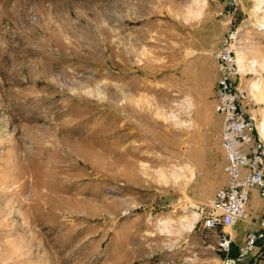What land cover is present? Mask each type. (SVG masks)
Returning a JSON list of instances; mask_svg holds the SVG:
<instances>
[{
	"label": "rangeland",
	"instance_id": "rangeland-1",
	"mask_svg": "<svg viewBox=\"0 0 264 264\" xmlns=\"http://www.w3.org/2000/svg\"><path fill=\"white\" fill-rule=\"evenodd\" d=\"M229 35L264 137V0H0V264H218L200 208L225 183ZM247 208L238 240L256 191Z\"/></svg>",
	"mask_w": 264,
	"mask_h": 264
},
{
	"label": "built area",
	"instance_id": "built-area-1",
	"mask_svg": "<svg viewBox=\"0 0 264 264\" xmlns=\"http://www.w3.org/2000/svg\"><path fill=\"white\" fill-rule=\"evenodd\" d=\"M230 39L231 35L226 36L213 52L217 71L214 111L221 120L225 183L201 206L200 218L204 228L217 232L218 264H264V137L243 110L245 90ZM251 190H256L260 200L258 226L245 230L238 240L236 226L248 215Z\"/></svg>",
	"mask_w": 264,
	"mask_h": 264
},
{
	"label": "bare ground",
	"instance_id": "bare-ground-1",
	"mask_svg": "<svg viewBox=\"0 0 264 264\" xmlns=\"http://www.w3.org/2000/svg\"><path fill=\"white\" fill-rule=\"evenodd\" d=\"M115 53V52H114ZM43 54V53H42ZM111 57V56H110ZM109 57V58H110ZM44 64V63H43ZM48 64V63H47ZM17 66H19V63L17 64ZM46 66V65H45ZM48 66V65H47ZM20 67H22V66H20ZM41 67H43L42 66V64H41ZM22 69V68H21ZM50 69V68H49ZM41 70V69H40ZM44 70V69H43ZM42 71V70H41ZM50 71V70H49ZM53 71V70H52ZM44 72V71H43ZM60 72V71H59ZM58 72V73H59ZM45 73V72H44ZM53 73H55V72H53ZM57 73V74H58ZM56 74V73H55ZM45 75V74H44ZM54 75V74H53ZM62 75H64V74H62ZM59 76V75H58ZM56 77V78H58L59 79V77ZM61 78V77H60ZM49 80V79H48ZM53 81V80H52ZM58 81V80H57ZM54 82V81H53ZM73 82V81H72ZM104 82V81H103ZM59 83V82H58ZM105 83V82H104ZM103 83V84H104ZM88 84H91V83H88ZM113 84V83H112ZM101 85H102V83H101ZM105 85V84H104ZM107 85V84H106ZM83 86V85H82ZM85 86H86V84H85ZM91 86V85H90ZM110 87V86H109ZM81 88V87H80ZM104 88V87H103ZM112 88V87H111ZM116 88V87H115ZM120 88V87H119ZM75 89V88H74ZM83 89V88H82ZM100 89V88H99ZM113 89V88H112ZM76 90V89H75ZM95 90V89H94ZM106 90V89H105ZM116 90V89H115ZM115 90H113L114 92H115ZM120 90V89H119ZM81 91V90H80ZM102 91H104V89L102 90ZM111 91V90H110ZM75 92V91H74ZM123 92V91H122ZM96 93V92H95ZM112 93V92H111ZM117 93V92H116ZM124 93V92H123ZM107 94V93H106ZM109 94V93H108ZM122 94V93H121ZM120 94V95H121ZM83 95V94H82ZM110 95V94H109ZM126 95V94H125ZM132 95V94H131ZM84 96V95H83ZM84 97H86V96H84ZM108 97V96H107ZM114 97V96H113ZM89 98V97H88ZM129 98V97H128ZM99 99V98H98ZM113 99V98H112ZM108 100V99H107ZM119 100V99H118ZM129 100V99H128ZM96 101V100H95ZM120 101V100H119ZM124 101V100H123ZM131 101V100H130ZM126 104V103H125ZM141 105V104H140ZM110 106V105H109ZM113 106V105H112ZM149 107V106H148ZM147 108V107H146ZM112 109V108H111ZM125 109V108H124ZM113 110V109H112ZM127 110V109H126ZM264 129V128H263ZM259 131V130H258ZM44 133V132H43ZM261 135V134H260ZM263 137V136H262ZM88 138V137H87ZM86 138V139H87ZM89 139H90V137H89ZM92 139V138H91ZM67 140V139H66ZM95 141V140H94ZM67 142H68V140H67ZM70 142V141H69ZM78 143H81L82 145H79V146H76L75 145V147L76 148H74L73 147V145H72V143L69 145V151H73V152H75V154H77V155H79L80 156V158H81V161L82 162H84L85 163V165H89V166H92V167H94L93 165L94 164H92L91 165V160L93 159V157L95 156L94 155V151H95V149H94V145L95 144H93L92 142H84V141H81V140H79L78 141ZM67 144V143H66ZM99 144V143H98ZM97 144V145H98ZM103 144V143H102ZM121 144V143H120ZM118 145V144H117ZM67 146V145H66ZM114 146V145H113ZM116 146V145H115ZM66 148V147H65ZM102 148H104L103 146H102ZM106 148V147H105ZM111 148H113V147H111ZM123 148H124V146H123ZM117 149H118V147H117ZM94 150V151H93ZM113 150V149H112ZM123 150V149H122ZM68 151V152H69ZM114 151V150H113ZM96 154V153H95ZM115 156V155H114ZM77 157V156H76ZM93 161V160H92ZM107 165V164H106ZM146 169V168H145ZM144 170V169H143ZM103 171V170H102ZM127 171V170H126ZM160 171V170H159ZM158 171V172H159ZM115 172V171H114ZM167 172V171H166ZM146 175V174H145ZM152 176H154V175H152ZM172 176V175H171ZM25 177V176H24ZM156 177V176H155ZM154 177V178H155ZM158 177V176H157ZM160 177L163 179V181L164 182H167L169 179V177H167L166 175H165V173L164 172H162V171H160ZM179 177V176H178ZM173 179H176V177H172ZM146 179V178H145ZM158 179V178H157ZM33 180V179H32ZM154 180V179H153ZM35 181V180H34ZM75 191V190H74ZM77 192V191H76ZM39 193V192H38ZM36 194V193H35ZM73 194V193H72ZM32 195V194H31ZM88 201V200H87ZM98 201V200H97ZM35 203V202H34ZM90 203V202H89ZM34 205V204H33ZM60 206V205H59ZM32 208H33V206H32ZM18 212V211H17Z\"/></svg>",
	"mask_w": 264,
	"mask_h": 264
},
{
	"label": "crops",
	"instance_id": "crops-1",
	"mask_svg": "<svg viewBox=\"0 0 264 264\" xmlns=\"http://www.w3.org/2000/svg\"><path fill=\"white\" fill-rule=\"evenodd\" d=\"M223 159H224V156H223ZM253 191L255 192L256 190H251V193H252Z\"/></svg>",
	"mask_w": 264,
	"mask_h": 264
}]
</instances>
